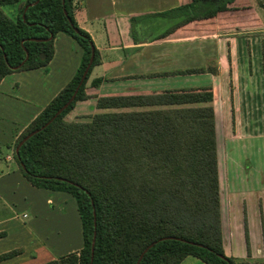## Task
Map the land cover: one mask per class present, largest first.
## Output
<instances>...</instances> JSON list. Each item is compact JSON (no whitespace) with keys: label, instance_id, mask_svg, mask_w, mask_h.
Segmentation results:
<instances>
[{"label":"trees","instance_id":"1","mask_svg":"<svg viewBox=\"0 0 264 264\" xmlns=\"http://www.w3.org/2000/svg\"><path fill=\"white\" fill-rule=\"evenodd\" d=\"M8 4L15 5L12 15L2 8ZM238 6H242L240 0H178L173 7L151 13L173 20L154 37L168 35L193 21H211L222 12L236 15L242 22L239 25H252L239 20ZM73 9L74 0H0V81L15 70L45 66L59 31L71 35L82 47L73 76L9 145L19 169L33 185L68 191L77 203L82 247L40 264H136L145 247L155 240L139 264H178L189 254L207 264H264V260L251 257L246 221L247 255L235 257L224 251L211 105L103 110L87 114L85 119L84 115L67 118L78 100L89 97L87 79L99 62L93 39L77 23ZM141 17H131L134 38V25ZM92 45L94 58L75 97L43 126L74 92ZM26 50L28 58L15 67L25 58ZM101 80L95 77L91 84L96 86ZM210 94L208 89H192L103 95L97 104L109 107L197 101L208 99ZM36 128L39 130L20 145L17 153L18 142ZM20 251L2 252L0 260Z\"/></svg>","mask_w":264,"mask_h":264},{"label":"crops","instance_id":"2","mask_svg":"<svg viewBox=\"0 0 264 264\" xmlns=\"http://www.w3.org/2000/svg\"><path fill=\"white\" fill-rule=\"evenodd\" d=\"M142 6V0H74V17L79 26L90 33L99 53V62L92 67L86 83L90 95L78 101L95 99L96 111L211 105L215 113L224 251L235 257L247 255L246 221L251 257L264 260V27L253 30L251 25H239L242 22L236 15L222 12L211 21H193L168 35L154 37L156 31H145L143 17L134 25V38L131 17L142 15ZM253 41L257 44L254 50L251 49ZM53 43V55L45 66L15 70L1 79L0 144L10 142L7 145H12L27 123L49 102L32 109L23 123L15 122L33 100L24 99L25 107L21 104L19 93L24 75L36 78L43 90L44 83L52 77L56 89L46 92L44 99L50 100L75 73L82 55L81 45L62 31L56 34ZM198 67L205 69L193 70ZM190 73L209 75L211 81L153 86L159 84L154 83L161 80L159 78ZM95 77H102L96 86L91 84ZM104 84L111 85L110 89L101 92ZM192 89H208L210 97L109 107L97 104L98 97L103 95ZM75 107L76 104L73 109ZM10 109L15 111L9 113ZM79 112L80 115L90 114ZM6 119H12L13 125L8 126ZM4 159H11L10 154ZM6 168L0 169V232H3L0 253L11 249L21 251L1 259L0 264H40L79 250L83 245L82 225L76 200L68 207L72 194L33 185L20 170ZM233 174H236L234 181L242 179L246 187L228 189V175ZM26 208L47 214L40 219L38 238L31 235L23 219L28 216ZM34 220L38 222V217ZM29 225L33 227L34 222ZM178 264L207 263L189 254Z\"/></svg>","mask_w":264,"mask_h":264},{"label":"rangeland","instance_id":"3","mask_svg":"<svg viewBox=\"0 0 264 264\" xmlns=\"http://www.w3.org/2000/svg\"><path fill=\"white\" fill-rule=\"evenodd\" d=\"M240 2H242V6L237 7V8H239L237 11L239 20H243L244 22H248L247 24H249V25H250V23H252L250 28H252L253 30L261 29L262 27H264V2L261 0H240ZM142 3H143V6H142V10H140V11L143 13L142 14L143 17H145V19H144L145 31H148V30L151 31L152 30V31L158 32L159 29L166 27L167 25H169L170 23L173 22V20H170V19H163L160 17L152 16L151 13L155 12V11L164 10V9L173 7L177 4V0H150V2L142 0ZM2 8L9 15H12V11L15 9V5H11V4L3 5ZM143 17H141L142 20H143ZM243 24H245V23H243ZM142 27H143V25H142ZM256 45L257 44L253 41V44L251 45V49L252 50L256 49ZM52 74L54 76V72ZM7 78H10V77H7ZM50 79L51 80H49L48 83H46V84L44 83L45 90H43L44 87H42V83L39 84V82L36 81L37 80L36 78L34 80V78H31L30 75H24L23 80H21L22 87L20 89L19 94L22 96H21L20 100H21V102L24 101V99H26V100L33 99V100L30 101L29 103H27V108H24L21 115L16 114L17 112H12L15 115H19L18 120L15 121L16 123H18V124L23 123L22 121H24L25 118L27 117V115L31 113L32 109L34 110L35 108L36 109L41 108L43 106V104L46 103V101L47 102L49 101V99L44 100L46 95H47L45 93L46 92L50 93L52 90L56 89L55 88L56 86H54L52 84V82H53L52 77H50ZM159 79H161V80H157L156 82H154V83H159V84L158 85L155 84L153 86H177V85H194V84L196 85V84L209 83L211 81L209 75L194 74V73H190L189 75L186 74V75H175L172 77H162ZM8 81H9V79L6 82H8ZM2 86L4 88V84ZM108 86H111V85L104 84L103 87L101 86V92L108 91L110 89V88H108ZM14 89H16V88L14 87ZM98 90H99V88H98ZM24 102H22L21 104H23V106L25 107L26 103H24ZM94 103H95V99H93V98L88 99L87 101H82V102L77 101L75 109H73L71 112H69L67 114V118L73 119V118H76V117L82 116V115H84L83 119L87 118V116H85V114H83V113H81V115H80L79 111H82V112L84 111L86 113H92V112L96 111ZM11 106H14V104ZM15 107H21V106L15 104ZM15 107H14V109H15ZM11 111H15V110L10 109L9 113ZM6 120H7L6 123L8 124V126L13 125L12 119H6ZM29 122L27 123V125L29 124ZM24 128H23V130H24ZM7 143H10V142H5V143L0 144V169L1 168L7 169L6 167H8V169H17L19 171L20 169H19L18 164H17V162L13 156V148H12V146H8ZM7 154H10L11 159H8L6 161L4 159V157H6ZM234 175L236 176V174H233V176L228 175V177H229V181H228L229 182L228 183L229 188L228 189H230L231 187H233L234 189H241L242 187L243 188L246 187V185L243 184L244 181L242 179L234 181V179H233ZM51 192H53V191H51ZM69 198H70V204L68 205V207L71 204H73V201L75 200L72 195H69ZM49 207H51V205H49ZM19 210H20V208H19ZM26 210L28 212V216L24 217L23 219L26 222L27 226H29L28 229L30 230L31 235L38 238L39 235L37 232H39V229L41 228V224H42L40 222V219H41V217H46L47 214L41 213V211H39V213H37V212H35V210H33L31 208H26ZM19 216H21V214H19ZM35 216L38 217V222H36L34 220ZM48 217H49V214H48L47 218ZM29 222H34V226L33 227L30 226ZM32 249H34V248L32 247ZM32 251L33 250H31V253H32Z\"/></svg>","mask_w":264,"mask_h":264},{"label":"water","instance_id":"4","mask_svg":"<svg viewBox=\"0 0 264 264\" xmlns=\"http://www.w3.org/2000/svg\"><path fill=\"white\" fill-rule=\"evenodd\" d=\"M65 12H66V10H65ZM23 16H24V14H23ZM49 37H52V33L50 34V36ZM35 39H39V38H35ZM94 48H95V46L94 45H92V49H91V54H90V58H89V61H88V63H87V65H86V67H85V69H84V71H83V73H82V76H81V78H80V81L78 82V84H77V86H76V88H75V90H74V92L72 93V95L70 96V98L60 107V108H58L57 109V111L55 112V114L43 125V126H45L47 123H49L55 116H57L58 115V113H60L66 106H68V104L71 102V100L75 97V94H76V92H77V90H78V88H79V86H80V84L82 83V81H83V79L85 78V76H86V74H87V72H88V69H89V67H90V65H91V63H92V61H93V58H94ZM28 51L26 50V56H25V58L18 64V65H16L15 67H19V66H21L23 63H24V61L28 58ZM41 56L43 57L44 56V54H41ZM5 58H6V56H5ZM39 130V128H36V129H34V130H32V131H30L28 134H26L19 142H18V144H17V146H16V148H15V150H16V152L18 153V151H19V147H20V145L30 136V135H32L33 133H35L36 131H38ZM95 233H96V231H94V236H93V238H92V248H91V259H92V257H93V251H94V242H95ZM162 238H165V236H163ZM156 241V240H155ZM155 241H153V242H151L147 247H145V249L142 251V253L140 254V256H139V258L137 259V262H136V264H139V262H140V259H141V257L143 256V254H144V252L153 244V243H155Z\"/></svg>","mask_w":264,"mask_h":264}]
</instances>
